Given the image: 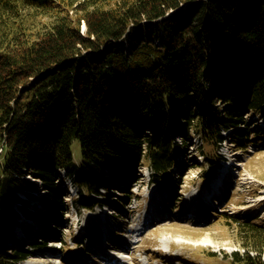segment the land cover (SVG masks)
<instances>
[{
  "label": "trees",
  "instance_id": "obj_1",
  "mask_svg": "<svg viewBox=\"0 0 264 264\" xmlns=\"http://www.w3.org/2000/svg\"><path fill=\"white\" fill-rule=\"evenodd\" d=\"M75 1L0 0V264H23L60 233L42 230L31 247L15 234L38 180L56 221L68 208L61 170L94 209L111 178L130 191L145 164L151 183L181 186L192 134L217 149L205 180L226 130L243 150L260 139L248 116L264 120V0ZM252 218L235 219L247 235L236 263L264 264V223Z\"/></svg>",
  "mask_w": 264,
  "mask_h": 264
},
{
  "label": "rangeland",
  "instance_id": "obj_2",
  "mask_svg": "<svg viewBox=\"0 0 264 264\" xmlns=\"http://www.w3.org/2000/svg\"><path fill=\"white\" fill-rule=\"evenodd\" d=\"M87 1L91 0H76L73 6ZM116 1L100 0L94 5L112 7ZM77 10H69L73 19L81 15L82 11ZM39 20L45 22L47 18ZM81 28L86 29L84 21ZM217 85V89H224L223 84ZM252 115L248 116V126L260 131V139L255 142L254 138L249 149L243 150L237 146L235 130H226V140L218 150L222 156L216 155V175L209 180L204 178L210 168L205 154L215 157L217 149L201 145L196 134L190 136L187 152L180 155V160L189 166L179 187L171 182L151 183L145 164L140 169V180L130 191L128 181L111 178L110 191L102 189L104 194L99 196L106 205L99 203L94 209H85L78 186L61 170L59 175L67 185L68 208L63 213L52 212L57 219L53 221L43 213L48 209L42 202L47 191L38 180L36 199L28 205L30 213L19 215L20 227L15 226L14 231L28 247L32 246V239H40L42 230L50 235L55 229L60 233L49 237L47 248L32 247L34 253L23 264H240L233 261V253L243 251L242 241L247 235L237 230L235 219L253 217L252 220L264 223V120ZM176 139L181 142L183 138L176 134ZM74 158L77 161L81 158L78 141L74 144ZM22 197L26 199L24 193ZM171 204L177 206L175 210ZM154 209L158 218L142 225L143 218ZM219 213L235 216L220 217ZM114 223H118L114 228L117 236L102 244L98 236L101 228ZM140 227L146 230L136 242L134 231ZM118 258L121 259L117 261Z\"/></svg>",
  "mask_w": 264,
  "mask_h": 264
},
{
  "label": "bare ground",
  "instance_id": "obj_3",
  "mask_svg": "<svg viewBox=\"0 0 264 264\" xmlns=\"http://www.w3.org/2000/svg\"><path fill=\"white\" fill-rule=\"evenodd\" d=\"M137 229H138V228H137ZM119 259H121V258H118L117 261H118Z\"/></svg>",
  "mask_w": 264,
  "mask_h": 264
}]
</instances>
